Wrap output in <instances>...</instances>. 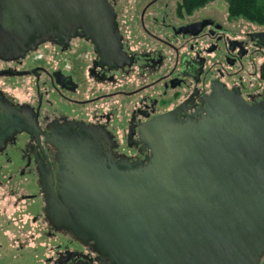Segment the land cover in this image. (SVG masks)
Wrapping results in <instances>:
<instances>
[{"label":"flooded vegetation","instance_id":"1","mask_svg":"<svg viewBox=\"0 0 264 264\" xmlns=\"http://www.w3.org/2000/svg\"><path fill=\"white\" fill-rule=\"evenodd\" d=\"M107 1L116 50L75 35L0 58V115L21 128L0 147V264H110L51 216L72 125L90 129L110 162L131 163L150 154L141 129L158 117L201 121L217 94L264 101V22L224 14L216 0Z\"/></svg>","mask_w":264,"mask_h":264},{"label":"water","instance_id":"2","mask_svg":"<svg viewBox=\"0 0 264 264\" xmlns=\"http://www.w3.org/2000/svg\"><path fill=\"white\" fill-rule=\"evenodd\" d=\"M107 0H0V58L75 35L119 47ZM0 115V147L21 130ZM59 145L52 219L110 264H258L264 254V101L217 94L207 116L141 129L150 154L110 162L90 129ZM131 168V169H129Z\"/></svg>","mask_w":264,"mask_h":264},{"label":"trees","instance_id":"3","mask_svg":"<svg viewBox=\"0 0 264 264\" xmlns=\"http://www.w3.org/2000/svg\"><path fill=\"white\" fill-rule=\"evenodd\" d=\"M210 0H185L188 6L203 4ZM227 12L232 17H241L251 22H264V0H225Z\"/></svg>","mask_w":264,"mask_h":264},{"label":"rangeland","instance_id":"4","mask_svg":"<svg viewBox=\"0 0 264 264\" xmlns=\"http://www.w3.org/2000/svg\"><path fill=\"white\" fill-rule=\"evenodd\" d=\"M118 2H133V1H135V0H117ZM217 2V3H216ZM217 6H218V4L220 5V9H221V11L224 13V14H227V11H226V9H227V4H226V1L225 0H216L215 2H214ZM238 19H240L242 22H245V21H247L246 19H243V18H241V17H237ZM253 26V25H252ZM251 26V27H252Z\"/></svg>","mask_w":264,"mask_h":264}]
</instances>
